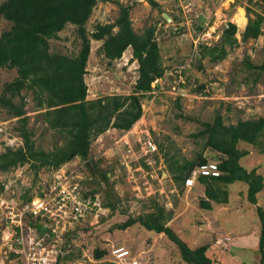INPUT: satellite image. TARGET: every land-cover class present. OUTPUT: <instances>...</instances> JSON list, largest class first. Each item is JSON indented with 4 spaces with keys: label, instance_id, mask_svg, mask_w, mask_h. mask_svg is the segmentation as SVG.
<instances>
[{
    "label": "rangeland",
    "instance_id": "obj_1",
    "mask_svg": "<svg viewBox=\"0 0 264 264\" xmlns=\"http://www.w3.org/2000/svg\"><path fill=\"white\" fill-rule=\"evenodd\" d=\"M113 1L130 8L131 27L137 34L155 27V38L165 72L163 78L157 79L159 90L152 93L157 95L141 100L142 116L130 130L121 132L109 129L92 142L90 157L94 161L101 160L105 167H113L110 183H113L112 192L118 200L114 211L105 208L106 212L96 220L90 219L70 227L68 244L71 246L70 254L75 256L64 260L63 264H93L96 248L107 252L102 258L106 260L105 263L126 258L138 264H186L180 259L174 244L164 235H152L138 225L123 231L118 229L129 217L149 211L150 199L161 204L166 213L172 212L167 225L191 248L208 245L209 251L218 257L221 247L228 254L220 259L221 264L224 261L227 264H259L257 244L260 226L254 206L246 201L247 185L241 182L228 185V203L218 206L212 204V210H204L199 207L200 199L204 198L203 187L196 183L191 190L185 186L182 191L176 188L167 171L166 161L170 157L181 159L180 162L182 159L191 161L203 153L209 165L202 172L214 171L218 163L215 154L204 149L203 139L193 137L202 129V123L212 122L217 114L226 125L235 124L238 120L264 118V73L255 80L256 74L246 68L247 57L255 65L264 61V24L262 34L257 39L241 41L248 19L245 8L249 7L263 15L264 9L249 0H189L191 5H186L187 1L155 0L159 8L151 7L145 0H100L85 25L88 33L98 24L113 23L117 19L119 7ZM239 9H242L243 14ZM164 14L171 18L170 22L163 20ZM201 16L204 17L203 27L207 25L212 37L204 41L207 45L218 41L227 22L237 26L238 45L220 62L211 63L208 58L200 60L197 57L198 46L195 45L198 42L190 30L197 28ZM250 17L254 15L250 14ZM9 25V22L0 18V34L9 29ZM76 33V27L67 25L59 33V39L49 41L50 52L76 55L80 49ZM100 47L101 42L91 41L84 77L88 88L87 99L129 95L138 76L137 63L131 59V49H127L120 59L109 63L102 56ZM180 68L184 70V77L180 79L181 82L184 79L182 85L170 77L174 75V69ZM15 77L14 69H0V93L4 84ZM155 85L152 83V87ZM201 86H204L203 90H199ZM178 97L180 109L176 107ZM26 101L28 128L33 131L35 145L50 150L55 144H61L58 136L46 130L35 111L31 93L26 94ZM18 125L16 118L0 108V152L6 147L15 149L21 146ZM148 139L158 147L160 158L157 163H148L151 167L145 169L140 157L146 152L145 142ZM237 147L248 152L240 164L248 170L255 168L256 173L263 176L264 182V152L260 153L244 143H239ZM83 164L78 158L68 164V168H76L74 174L82 177V181L87 176ZM51 175V171L42 170L35 176L28 164L0 173L3 186V191L0 190V207L3 205L0 209L1 233L10 231L9 225L1 221L4 206L15 207L17 197L27 190L33 198L43 189ZM82 181L83 189L96 187L92 181ZM101 187L105 188V185ZM102 193L99 192L104 201ZM257 201L264 208V188ZM0 264L21 263L0 253Z\"/></svg>",
    "mask_w": 264,
    "mask_h": 264
},
{
    "label": "trees",
    "instance_id": "obj_2",
    "mask_svg": "<svg viewBox=\"0 0 264 264\" xmlns=\"http://www.w3.org/2000/svg\"><path fill=\"white\" fill-rule=\"evenodd\" d=\"M98 1L100 0H4L0 3V18L10 23L9 29L0 34V69H14L16 72V77L2 88L0 108L17 119V131L22 139L21 146L15 149L6 147L0 152V173H7L28 164L37 176L42 170H56L78 158L84 162L83 166L87 171L84 181H92L96 186L89 194L102 191L105 196L103 207L114 211L118 199L115 193L113 195V183H110L113 167H105L101 160L94 161L90 157L92 142L109 129L121 132L130 130L142 116L141 100L151 99L154 95L152 93L159 90V86L156 84V88L152 87V83L164 77L165 69L155 38V27L145 29L142 34L134 32L129 17L130 8L118 1L112 2L119 7L117 19L113 23L98 24L92 32H87L85 25ZM145 1L151 7L159 8L155 0ZM249 1L264 9V0ZM245 11L248 19L241 34L242 42L257 39L262 34L264 24L262 13L249 7ZM250 14L254 17H250ZM163 20L165 21L164 18ZM67 25L77 28L76 34L80 40L78 53L65 55L50 52L49 41L59 39V33ZM197 25L198 31L203 29V16L199 18ZM236 33L237 26L229 22L228 28H223L218 41L211 45L201 41L197 45V57L200 60L208 58L211 63L224 60L228 52L238 45ZM92 40L101 42V54L109 63L120 59L127 49H131V59L137 63L138 76L129 95L87 99L88 88L84 77ZM246 68L250 73H255V80H258L264 73V61L255 65L247 57ZM173 72L174 75L170 77L176 83L180 76L184 77L182 69H174ZM203 89L204 86L199 88ZM28 93H31L35 111L41 117L46 130L61 140V144H55L50 150L36 146L32 139L33 131L28 128L29 117L25 111ZM179 99L180 97L176 99L178 109L181 108ZM193 137L204 140V149L215 154L218 163L214 166V171L204 173L202 170L209 163L203 153L191 161L182 159L180 162L181 159L167 158V171L173 185L179 190L183 189L186 180L195 170L196 183L204 190V198L200 199L199 207L212 210V204L218 206L228 203V185L235 182L245 183L246 201L254 206L260 226L257 244L259 264H264V208L257 201L264 188L263 176L257 174L255 168L248 170L240 164V160L248 152L237 147L239 143H244L253 146L260 153L264 152V118L238 120L235 124L226 125L217 114L212 122L202 123V129ZM159 155L157 147V154L153 155L156 163ZM145 159L146 157H140L143 167L150 169L151 166ZM102 184L105 188L101 187ZM0 190L3 191L1 183ZM17 199L21 205L27 204L31 201L32 194L27 190ZM148 204L149 211L137 217H129L118 229L123 231L138 225L152 235H164L174 244L180 259L186 264H221L220 259L228 255L221 247L218 257L213 251H209L208 245L191 248L167 225L171 221L172 212L166 213L164 207L155 199H150ZM25 221L32 223L29 217ZM65 238L68 244L70 234H66ZM106 253L105 250L96 248L93 256L101 260ZM74 256L68 253L59 258L58 264H63L64 260L73 259Z\"/></svg>",
    "mask_w": 264,
    "mask_h": 264
},
{
    "label": "built area",
    "instance_id": "obj_3",
    "mask_svg": "<svg viewBox=\"0 0 264 264\" xmlns=\"http://www.w3.org/2000/svg\"><path fill=\"white\" fill-rule=\"evenodd\" d=\"M178 1H187L186 5H191L189 0ZM190 33L198 43L212 38L207 26L200 31L191 29ZM182 78L180 76L177 82L184 83V80H180ZM154 83L157 84V80ZM156 95L154 94V97ZM145 144L146 152L141 154V157H146L147 164L155 163L153 155L157 154L156 145L150 139ZM68 164L54 170L43 189L29 203L21 205L17 199L15 207L4 206L1 221L8 224L10 230L1 233L0 253L5 257L13 256L21 264H58L59 258L71 251V246L65 238L70 227L90 219L96 220L106 212L100 194H89V189H83L82 177H77L74 174L76 168L70 169ZM192 185L193 178L188 179L186 186ZM27 217L32 223L25 221ZM93 260V264H138L137 261H128L126 258L109 263H105L104 259Z\"/></svg>",
    "mask_w": 264,
    "mask_h": 264
},
{
    "label": "clouds",
    "instance_id": "obj_4",
    "mask_svg": "<svg viewBox=\"0 0 264 264\" xmlns=\"http://www.w3.org/2000/svg\"><path fill=\"white\" fill-rule=\"evenodd\" d=\"M115 130V129H114ZM66 164V163H65ZM64 165V164H63ZM54 170H52L51 171V173L53 172ZM196 171L194 170L193 172H192V175L188 178V179H191V178H193V185L191 186V187H188V186H186V182H187V180H186V182H185V187L188 189V190H191L195 185H196V180H195V175H196ZM82 181V180H81ZM89 190H91V189H89Z\"/></svg>",
    "mask_w": 264,
    "mask_h": 264
},
{
    "label": "water",
    "instance_id": "obj_5",
    "mask_svg": "<svg viewBox=\"0 0 264 264\" xmlns=\"http://www.w3.org/2000/svg\"><path fill=\"white\" fill-rule=\"evenodd\" d=\"M164 18H165V20H166L167 22H170V21H171V18H170L167 14H164ZM228 23H229V22L226 23L225 28H228Z\"/></svg>",
    "mask_w": 264,
    "mask_h": 264
},
{
    "label": "bare ground",
    "instance_id": "obj_6",
    "mask_svg": "<svg viewBox=\"0 0 264 264\" xmlns=\"http://www.w3.org/2000/svg\"><path fill=\"white\" fill-rule=\"evenodd\" d=\"M239 10H240L241 14H243L242 9H239ZM192 20H193V19H192ZM205 26H207V25H205ZM205 30H206V29H205ZM199 31H200V30H199ZM205 40H206V41H209V40H211V38L209 37V38H206ZM200 42H201V41H200ZM200 42H199V43H200ZM202 42H203V41H202ZM199 43H198V44H199ZM198 44H197V45H198ZM197 45H196V47H197ZM68 163L70 164L71 162H68ZM68 163H66V164H68ZM64 165H65V164H64ZM62 166H63V165H62Z\"/></svg>",
    "mask_w": 264,
    "mask_h": 264
}]
</instances>
